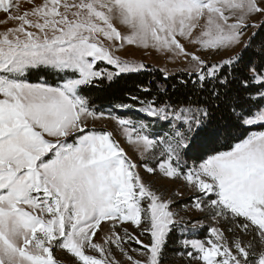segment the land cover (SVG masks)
<instances>
[{"label":"snow or ice","instance_id":"obj_1","mask_svg":"<svg viewBox=\"0 0 264 264\" xmlns=\"http://www.w3.org/2000/svg\"><path fill=\"white\" fill-rule=\"evenodd\" d=\"M0 12V264H164L173 234L183 264H264V0ZM126 46L183 65L179 87Z\"/></svg>","mask_w":264,"mask_h":264},{"label":"trees","instance_id":"obj_2","mask_svg":"<svg viewBox=\"0 0 264 264\" xmlns=\"http://www.w3.org/2000/svg\"><path fill=\"white\" fill-rule=\"evenodd\" d=\"M153 67V66H151ZM154 68V67H153ZM157 69V68H155ZM183 74L178 72L174 76V78L167 81V84L169 85V91H171L170 85L175 83L179 87V80L183 79ZM32 79H35V77H32ZM149 81H153L152 86L155 89L157 84H164L165 82L162 79V74L159 71L151 72V73H144L140 75L132 76L131 78H128L126 80H120L118 81L114 87L109 91H94L92 93V96L95 100L96 105L101 109H108L111 104L119 102L121 99H125V92L128 90L135 91V86L140 83L147 84ZM205 234V230L202 229L199 233L200 236H203ZM178 237L176 234H173L168 248L166 249V254L171 253L175 251V246L172 243V241L176 240Z\"/></svg>","mask_w":264,"mask_h":264},{"label":"rangeland","instance_id":"obj_3","mask_svg":"<svg viewBox=\"0 0 264 264\" xmlns=\"http://www.w3.org/2000/svg\"><path fill=\"white\" fill-rule=\"evenodd\" d=\"M21 3L23 4L24 0H21ZM24 6L26 7L27 5L24 4ZM3 18H4V14L0 12V20H2ZM8 26H11V25H8ZM3 27H4L3 25H0V30H3ZM119 54L124 56L125 58L142 60L146 64L153 66L154 68H157V69L167 67L170 71L174 70L176 73H178L179 72L178 70L183 66L180 63H175V64L171 63L165 56L161 54H158L155 52H151L150 54H148V53H145V51L142 49H136L131 46H126L125 50H122ZM102 124H107L109 128H112L114 126L112 123L108 121L98 122L97 126L99 127ZM123 146L126 148V151L128 152V155L130 157H132L133 159H138V156L136 155V153L134 152V150L132 149L130 145L125 143ZM185 199H187V197H185ZM144 239H145V242H147V238H144ZM131 246L138 247L135 244H132ZM117 258L122 259V257L119 256V254H117ZM164 264H183V261L179 257H177L175 255V251H173L165 255Z\"/></svg>","mask_w":264,"mask_h":264}]
</instances>
